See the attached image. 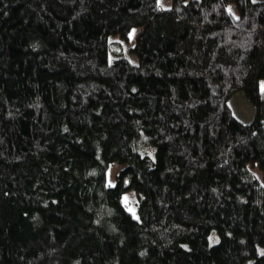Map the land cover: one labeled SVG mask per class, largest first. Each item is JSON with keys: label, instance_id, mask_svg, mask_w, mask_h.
Instances as JSON below:
<instances>
[{"label": "trees", "instance_id": "trees-1", "mask_svg": "<svg viewBox=\"0 0 264 264\" xmlns=\"http://www.w3.org/2000/svg\"><path fill=\"white\" fill-rule=\"evenodd\" d=\"M263 78L264 0H0V264H264Z\"/></svg>", "mask_w": 264, "mask_h": 264}, {"label": "rangeland", "instance_id": "rangeland-1", "mask_svg": "<svg viewBox=\"0 0 264 264\" xmlns=\"http://www.w3.org/2000/svg\"><path fill=\"white\" fill-rule=\"evenodd\" d=\"M161 7H169L171 5V0H160ZM140 28H134L130 32L129 41L120 39L119 36L111 37V50L109 52V59L113 61L119 55H127L132 60H136V57L131 54L130 48L135 44L137 34ZM260 88L264 90V78L260 81ZM229 104L234 112L243 122L249 123L254 117V105L246 98L243 91H236L229 98ZM140 147L150 152L152 157L155 156V147L152 148L151 144L145 140H141ZM144 153L143 151H141ZM152 152V153H151ZM125 165L119 162H112L108 166L107 173V183L109 185H114L116 183L117 174ZM253 173L259 178H263V174L257 169L252 170ZM122 201L126 205L128 211L132 213L134 218H139V197L135 189L126 190L122 196ZM210 243L214 244L219 241V235L216 230L210 235ZM264 251V247L260 249V252Z\"/></svg>", "mask_w": 264, "mask_h": 264}]
</instances>
